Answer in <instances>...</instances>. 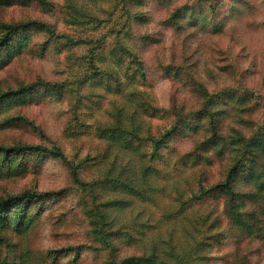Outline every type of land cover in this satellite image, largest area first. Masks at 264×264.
<instances>
[{
	"label": "rangeland",
	"instance_id": "1",
	"mask_svg": "<svg viewBox=\"0 0 264 264\" xmlns=\"http://www.w3.org/2000/svg\"><path fill=\"white\" fill-rule=\"evenodd\" d=\"M44 1L0 4V26L34 20L47 27L24 38L18 34L9 58L0 56V92L46 82L60 87L61 97L54 92L38 102L6 101L0 106V122L14 117L15 124L0 128V144L55 147L63 158L48 155L37 170L0 176V198L27 190L48 194L45 210L27 232H4L0 263L9 255L20 263L27 253L28 264H104L103 252L95 250L88 233L89 210L119 197L127 201L112 216L127 233L115 241L118 258L155 250L166 264H264L263 233L235 232L223 214L222 198L196 197L200 187L223 180L240 160L244 149L236 147L242 138L264 129V0H129L130 16L120 0ZM181 6H187L190 15L179 21L180 27L170 25L167 18ZM87 15L93 17L91 22ZM3 30L0 27V36ZM119 39L117 45L127 44L143 62V73L113 84L123 91H106L90 80L79 85L89 68L93 41L105 42L99 49L102 65L116 67L110 52ZM204 89L219 95L225 90L230 98L228 104L215 98L212 106L224 111L220 133L228 147L222 154L206 149L202 157L194 156L202 131L170 137L160 156L148 161L158 175L139 187L147 199L91 184L101 180L109 166L117 177L124 164H132L140 178L139 155L123 148L107 152L97 137L113 113L120 112L126 127L158 136L174 125L172 114L179 109L189 114L186 119H194L206 101ZM36 90L46 94L40 86ZM247 96L249 100L240 103ZM258 161L263 170L264 155ZM250 184L238 186L251 194L242 210L253 212L252 220L264 219V196Z\"/></svg>",
	"mask_w": 264,
	"mask_h": 264
},
{
	"label": "trees",
	"instance_id": "2",
	"mask_svg": "<svg viewBox=\"0 0 264 264\" xmlns=\"http://www.w3.org/2000/svg\"><path fill=\"white\" fill-rule=\"evenodd\" d=\"M125 6L124 10L131 15L127 6L129 0H120ZM133 3H139L140 0H130ZM10 0H0V4L9 3ZM41 3H45L44 0H40ZM160 4L163 0H159ZM190 15V10L187 6L185 8L178 7L175 9L167 22L170 25L180 27L179 21L187 18ZM133 17H139L134 14ZM203 19V16H200ZM77 19V18H73ZM92 16L87 15V22H91ZM129 19V18H127ZM192 23V20H189ZM4 28L2 35L0 36V56L6 55L9 58L8 51L15 46V37L18 34L30 33V31L47 30V27L42 23L34 20L25 21L19 24L2 25ZM223 26L219 27V30ZM218 30V29H217ZM22 38V41H23ZM140 44H144V38L139 37ZM22 41L18 46H21ZM117 40L111 46L110 54L114 57L113 62L116 67L103 66L99 52L105 45L103 40H94V47L88 55L87 60V73L85 76L78 80L79 85L86 81H93L95 85H101L106 91H123V88L115 90L114 83L120 84V79L132 77L135 73L141 75L143 73L144 66L138 55L131 50L127 44H119ZM90 43V41H89ZM3 49V50H2ZM100 49V50H99ZM99 50V51H98ZM12 57V56H11ZM128 59V62L125 61ZM1 61V59H0ZM135 72L132 74V72ZM128 71V72H127ZM42 87L46 94L38 95L36 87ZM54 84H47L46 82H40L37 84L21 85L15 89H9L4 92H0V106L6 104V101H12L16 104L30 103L31 101L38 102L41 98L52 95L54 92L61 97L60 87L55 88ZM204 96L206 101L204 106L195 111L194 119L189 121L186 119L185 112H173L174 125L165 130L158 136L153 135L150 131L143 133L137 126L129 125L126 127L121 119L120 112L112 114L110 121L105 123V126L97 130V137L106 143L105 150L107 152L111 148L129 149L134 151L142 162H139V174L140 178H137L132 164H124L121 169H118L119 175L116 177L112 175L113 167L109 166L105 172L104 177L99 180L93 181L91 184L98 185L100 190H108L111 192H121L132 194L142 199H147L146 192H144L140 186L148 182L150 176H157L158 169L155 166L148 164L149 160L160 156V150L167 146L170 137L184 136L188 134H198L203 132L204 136L201 140L196 141L194 144L193 154L195 157H202V152L206 149L215 150L217 153L222 154V149H226L227 143L225 138L220 133V116L224 111L217 112L212 109L215 98L220 99L224 104H228L230 100L229 95L223 90L221 95L209 94L206 89ZM37 92V93H36ZM36 93V94H34ZM56 95V96H57ZM241 101L246 102L249 97L240 98ZM174 102L171 103L172 107ZM144 108V113H148ZM154 110V108H153ZM152 115V114H149ZM14 117L5 118L0 122V128H6L14 125ZM202 121V122H201ZM72 134V132H70ZM68 132V135H70ZM241 145L236 148L244 149L238 160L232 165L223 180L214 183L206 188L200 187L197 194V198L200 197H212L223 199V214L229 222L232 229L235 232H247L248 236L251 233H263L264 238V219L257 218L252 220L253 212H246L242 210L244 204V198L250 197L251 194L247 192H241L238 186L245 183H253L256 190L264 196V168L258 164V159L264 155V129H260L257 133L253 134L249 139L241 140ZM148 151L143 150L144 148ZM237 151V149H236ZM51 155L55 158H63L61 151L58 148H45L42 145L32 144H15L6 146L0 144V176L12 175L19 176L26 173L33 167V170H37L44 157ZM152 157V158H151ZM34 163H33V160ZM262 170V171H261ZM122 177V180L119 177ZM93 184V186H94ZM250 184V185H251ZM131 195V196H132ZM48 194H38L33 191H24L21 194L13 195L8 198H0V242L2 241L3 234L6 230H13L17 234L25 233L33 226L42 212L45 210ZM126 199L109 198L99 205L89 210V235L94 242L95 250L102 251L104 254V264H166L155 253V250L149 254L140 256H128L124 258H118L119 246L116 245V240L123 238L126 235V231L122 223L116 221L112 216V212L117 209H121L125 206ZM252 221V224L250 223ZM218 236L223 234L218 233ZM129 237H132L128 235ZM27 254V253H26ZM26 254H23L20 258V263L12 259L9 255V260L0 264H28L26 261ZM101 257V256H100ZM240 264H248L246 261H240Z\"/></svg>",
	"mask_w": 264,
	"mask_h": 264
}]
</instances>
